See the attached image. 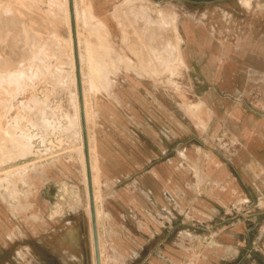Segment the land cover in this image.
I'll use <instances>...</instances> for the list:
<instances>
[{
	"label": "rangeland",
	"instance_id": "rangeland-1",
	"mask_svg": "<svg viewBox=\"0 0 264 264\" xmlns=\"http://www.w3.org/2000/svg\"><path fill=\"white\" fill-rule=\"evenodd\" d=\"M141 1L137 8L125 2L116 8L119 32L112 36L94 18L89 0H0V209L8 226L0 264H97L93 210L99 214L102 264H129L133 249L140 253L133 264H147L151 247L141 253L139 244L125 241L130 233L142 240L148 229L138 219L131 228L118 220L124 208L116 195L134 189L135 179L105 173L96 150L98 180L92 186L91 151L99 138L138 143L145 135L141 121L148 122V132L159 133L155 111L162 106L165 123L174 113L182 153L194 143H203L202 153L209 147L228 155L239 149L226 144L229 134L213 113H224L235 101L205 97H219L226 75H264L246 64L258 47L264 67V0H255L253 9L245 1L238 10L244 14L229 7L239 0H195L194 43L183 26L188 0H176L178 10ZM257 27L259 35L243 32ZM188 60L196 67L189 68ZM134 75L158 81L147 85L142 119L124 114L128 101L122 94L130 85L119 81ZM100 102L123 114L102 117ZM205 133L210 143L204 144ZM239 214L231 213L236 219ZM173 237L181 258L174 263L188 264L187 229L179 227Z\"/></svg>",
	"mask_w": 264,
	"mask_h": 264
},
{
	"label": "crops",
	"instance_id": "crops-1",
	"mask_svg": "<svg viewBox=\"0 0 264 264\" xmlns=\"http://www.w3.org/2000/svg\"><path fill=\"white\" fill-rule=\"evenodd\" d=\"M147 1L157 5L171 3L179 9L176 0ZM245 1H250L253 9L255 0H239L234 3L235 7L233 3L229 7L237 14H244L238 10L243 9ZM124 2L131 4L132 9L139 4V0H89L94 18L104 21L112 36L119 32L116 8ZM186 8L187 22L183 26L186 24L188 43H194L195 0H188ZM180 17L177 14V20ZM243 32L259 35L258 27L255 31ZM260 59L256 47L249 59L251 63L247 61L246 64L264 70L259 66ZM240 66L244 67L238 64ZM188 67L195 68V61L188 60ZM156 82L139 75L122 77L119 83L130 85L122 94L128 101L124 114L140 119L146 117L147 85ZM212 98L235 101L224 113L213 111L219 119L216 123L220 130L229 134L226 144L239 147L231 155L211 147L202 153L203 143L189 144L182 153L180 134L173 123L174 113H171V123H165L164 106L155 111L162 124L159 133L148 132V122L141 121V132L145 135H140L138 143L122 139L117 144L112 139L95 140L94 147L105 173L114 178L121 175L135 179L134 189L124 188L116 195L119 202L123 201L124 208L123 219L118 220L125 228H131L137 226L138 219V226L148 229L142 240L130 233L125 241L139 244L141 253L151 247L144 256L147 264H176L174 262L180 258L177 250L180 243L170 237L179 227L187 229L188 264H240L242 260H247V264H264V75L259 71L253 75L238 72L226 75L219 97L206 93L205 99ZM211 111L205 113V117H210L205 128L209 133ZM97 112L102 117L123 114L115 105L103 102L98 103ZM211 140L212 137L205 133L204 144ZM118 205L114 203L113 206L115 216ZM232 212L240 213L241 218H234ZM7 228L0 209V252L6 244ZM181 231L184 230L179 233ZM131 251L133 255L127 257L131 259L129 264L134 263L133 256L140 255L134 249ZM198 259L202 262L195 263Z\"/></svg>",
	"mask_w": 264,
	"mask_h": 264
},
{
	"label": "bare ground",
	"instance_id": "bare-ground-1",
	"mask_svg": "<svg viewBox=\"0 0 264 264\" xmlns=\"http://www.w3.org/2000/svg\"><path fill=\"white\" fill-rule=\"evenodd\" d=\"M106 1V0H105ZM101 2V1H100ZM99 2V3H100ZM94 6H96V5H94ZM98 23H99V25L101 26V27H103V29L104 30H106V32H109L110 33V31H108V29H107V25H106V23L104 22V21H102V20H98ZM16 78V77H15ZM1 117V116H0ZM11 133V132H10ZM10 135V134H9ZM12 137V136H11ZM8 138H9V136H8ZM10 140V139H9ZM5 148H7L6 146H5ZM92 152V173H94V175L92 176V186H95V183H97V180H98V169H97V166H96V148L94 147L93 148V150L91 151ZM9 169V168H8ZM48 189V188H47ZM53 187L51 188V187H49V190H48V196H50V197H52V193H53ZM95 203L97 204V195L96 194H94L93 195V204H94V206H95ZM96 216V223L98 222V219H99V214L98 215H95ZM99 235V234H98ZM99 245H100V252L102 251L101 250V240H100V237H99ZM102 253V252H101ZM101 264H102V255H101Z\"/></svg>",
	"mask_w": 264,
	"mask_h": 264
},
{
	"label": "water",
	"instance_id": "water-1",
	"mask_svg": "<svg viewBox=\"0 0 264 264\" xmlns=\"http://www.w3.org/2000/svg\"><path fill=\"white\" fill-rule=\"evenodd\" d=\"M91 205L94 209L93 200L91 198ZM92 219H93V235H94V245H95V253H96V260L97 264H101V252H100V245H99V235H98V229L96 224V216H95V210L92 212Z\"/></svg>",
	"mask_w": 264,
	"mask_h": 264
}]
</instances>
